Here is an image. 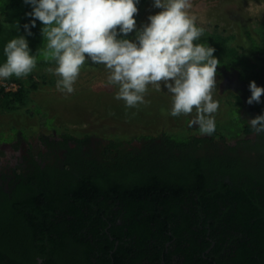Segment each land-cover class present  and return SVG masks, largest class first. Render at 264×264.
<instances>
[{
  "label": "trees",
  "instance_id": "trees-1",
  "mask_svg": "<svg viewBox=\"0 0 264 264\" xmlns=\"http://www.w3.org/2000/svg\"><path fill=\"white\" fill-rule=\"evenodd\" d=\"M146 1L139 0L138 10ZM32 11L24 0H0V65L6 43L24 36L38 59L29 75L55 65L40 55L44 25L36 20L31 26L34 18L27 14ZM203 28L198 42L216 49L219 66L258 83L264 46L247 32L252 46L244 59ZM135 35L120 38L135 41ZM218 50L236 53L227 61ZM37 83L21 82L15 92L0 84V112L24 107ZM163 138L166 142L132 150L123 147L122 138L114 139L98 146L97 155L82 152V143L90 142L78 141L76 148L60 142L73 163L39 167L38 173L47 172L21 182L12 195L0 189V263L264 264V156L232 157L237 146L244 150L250 142L228 143V153L219 155L227 146L217 148L213 137ZM68 139L79 140L67 133ZM205 148L213 155H199Z\"/></svg>",
  "mask_w": 264,
  "mask_h": 264
},
{
  "label": "clouds",
  "instance_id": "clouds-1",
  "mask_svg": "<svg viewBox=\"0 0 264 264\" xmlns=\"http://www.w3.org/2000/svg\"><path fill=\"white\" fill-rule=\"evenodd\" d=\"M33 6L27 15L32 27L39 20L44 47L40 55L54 63L47 71L58 77L56 88L71 94L85 64L103 65L107 84L118 91L115 99L126 108L146 105L149 86L159 92L161 85L171 95L170 115L195 116L189 127L197 126L202 135L216 129L215 113L219 101L217 89L220 60L216 49L198 41L205 29L192 14V0H154L162 9L148 17L149 23L137 30L135 16L139 0H24ZM26 31L29 25L25 24ZM136 32L135 41L120 38ZM32 33L28 31V35ZM6 61L0 65V79L27 77L37 67L24 36H17L3 48ZM249 105L260 103L264 87L255 81L249 85ZM256 133H264V115L250 120Z\"/></svg>",
  "mask_w": 264,
  "mask_h": 264
},
{
  "label": "rangeland",
  "instance_id": "rangeland-1",
  "mask_svg": "<svg viewBox=\"0 0 264 264\" xmlns=\"http://www.w3.org/2000/svg\"><path fill=\"white\" fill-rule=\"evenodd\" d=\"M153 5L154 0H147L138 10L135 18L137 30L149 23L150 15L162 11ZM192 5L191 12L197 17L198 26L221 36L228 49H235L242 58L249 59L251 52L252 45L250 46L251 41L247 32L256 40L255 43L264 46L261 44L264 42V0H192ZM236 52L227 50L223 54L218 50L216 55L225 57L228 61L231 54L235 56ZM254 62L261 63L259 59H254ZM50 67L54 68L55 65ZM48 68L19 79L15 76L11 77L15 79L12 81L19 84L32 83L35 80L38 82V87L32 90L29 101L24 107L0 112V134L4 135V130L12 133L21 129L34 133L35 135L32 136L37 137L39 134L43 137L52 133L54 127L74 134L80 130L97 129L96 134H104L106 140L117 141L122 138L123 147L129 148L140 145L142 136H151L153 139L168 135L213 137L216 140L213 143L219 149L231 143V139L242 137L243 122L238 120L240 114L235 111L237 108L240 110L242 106L234 90H229L223 85L224 79L218 72L217 89L213 98L219 101L220 106L215 113V132L209 136L202 135L197 126L189 127L188 121L195 116V111L190 116L170 115L171 95L163 85H161L162 91L159 92L149 86V92L145 97L149 103L146 105L126 108L122 100L115 99L118 89L107 84L108 73L103 65L92 64L89 60L74 85L75 91L71 94L57 90L58 77L50 74ZM130 119L135 122H130ZM136 139L139 140L134 142ZM107 143L109 142H96L97 147ZM21 145V142L15 145L18 150L16 156L21 153ZM17 158L3 155L0 157V162L11 167L16 163Z\"/></svg>",
  "mask_w": 264,
  "mask_h": 264
},
{
  "label": "flooded vegetation",
  "instance_id": "flooded-vegetation-1",
  "mask_svg": "<svg viewBox=\"0 0 264 264\" xmlns=\"http://www.w3.org/2000/svg\"><path fill=\"white\" fill-rule=\"evenodd\" d=\"M218 70L219 74L224 79L223 85H226V88H229V90L233 89L236 96H239L238 101L240 98L242 102V108L240 110L237 108V112L240 114V116H238L243 122L242 137L236 138V140L233 138L230 140V142H250V144L247 146L244 144V146L242 145L243 148L245 147L244 150H240L242 147L237 146V149L235 152H233L232 157H235L236 154L239 153H243L242 155L252 156L251 158L264 156V146H262V149L260 147L257 149L258 146L264 145V133L257 134L255 129H253L250 124L251 119H254L259 115H264V95L261 96L260 103L254 102L253 104L249 105L247 100L251 96V91L249 88L250 82L247 78L243 77L241 71L231 67L227 69L223 66H218ZM256 84L258 87H264V68L261 70L259 81ZM67 133L72 134L76 137V139L79 138V140L68 139L65 141ZM76 133L78 135L67 131H63V133L58 134L57 130L53 129L52 133L45 134L43 137L38 134L36 137L32 136L35 135L32 132H26L19 129L16 131V133L4 132V135L0 134V157L3 155L10 156V158L14 156L18 157L16 159V163H14L11 167H7L3 162H0V189L12 195L18 189V186L21 182L26 183L29 180H33V176H39L43 172H47L46 170H43L41 173H38L37 171L40 172V169L38 170L39 167H46L49 165L53 166L56 163L59 167H64L65 165L73 163L71 161L72 158L69 159L70 156L68 150L63 148V145L60 142H67L68 146L71 148L78 147L76 144L78 141L91 142L90 145L87 143H82L81 150L82 152L84 151L85 154L92 153L93 155H97L96 142H111V140H106L104 138V134H96L97 129H93L91 131L80 130L76 131ZM63 134L66 136H63ZM86 135L90 136V141L84 140ZM61 137H65V139ZM137 140L139 139H136V141L134 140V142H137ZM227 141L228 140H226V142ZM18 142L22 143L20 148L21 153L16 156V152L18 150L15 148V145L18 144ZM141 142L142 143L140 145L137 144L134 147H139L141 149L144 147L146 142L162 143L166 141L164 138H156L142 139ZM226 146L227 150H221L219 155H225V151L228 153V145ZM255 146L257 147L255 148ZM207 148L201 151L199 150V155L212 156L214 152L212 150L208 151ZM222 148H224V146ZM130 149L132 150L133 148ZM2 159L3 158H1V160ZM67 161H69V163ZM24 176L28 178L24 180ZM26 195L27 193L24 192V197Z\"/></svg>",
  "mask_w": 264,
  "mask_h": 264
},
{
  "label": "built area",
  "instance_id": "built-area-1",
  "mask_svg": "<svg viewBox=\"0 0 264 264\" xmlns=\"http://www.w3.org/2000/svg\"><path fill=\"white\" fill-rule=\"evenodd\" d=\"M0 84L3 86L6 92H15L19 90V88L21 87V85L18 82L9 79L8 80L1 79Z\"/></svg>",
  "mask_w": 264,
  "mask_h": 264
},
{
  "label": "crops",
  "instance_id": "crops-1",
  "mask_svg": "<svg viewBox=\"0 0 264 264\" xmlns=\"http://www.w3.org/2000/svg\"><path fill=\"white\" fill-rule=\"evenodd\" d=\"M129 121H130V122H135V121H133L132 119H130ZM136 123H138V122H136Z\"/></svg>",
  "mask_w": 264,
  "mask_h": 264
},
{
  "label": "water",
  "instance_id": "water-1",
  "mask_svg": "<svg viewBox=\"0 0 264 264\" xmlns=\"http://www.w3.org/2000/svg\"><path fill=\"white\" fill-rule=\"evenodd\" d=\"M1 264V263H0Z\"/></svg>",
  "mask_w": 264,
  "mask_h": 264
}]
</instances>
